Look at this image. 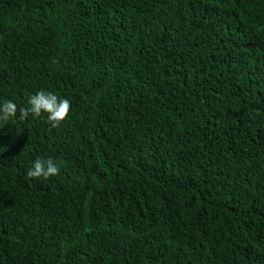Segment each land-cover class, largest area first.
Instances as JSON below:
<instances>
[{
	"label": "trees",
	"instance_id": "obj_1",
	"mask_svg": "<svg viewBox=\"0 0 264 264\" xmlns=\"http://www.w3.org/2000/svg\"><path fill=\"white\" fill-rule=\"evenodd\" d=\"M40 89L71 107L0 127V264H264V0H0V104Z\"/></svg>",
	"mask_w": 264,
	"mask_h": 264
},
{
	"label": "clouds",
	"instance_id": "obj_2",
	"mask_svg": "<svg viewBox=\"0 0 264 264\" xmlns=\"http://www.w3.org/2000/svg\"><path fill=\"white\" fill-rule=\"evenodd\" d=\"M70 107V102L67 99L60 98L51 91L40 89L28 97L26 107L18 109L17 105L11 100H6L0 104V127L17 118V112L19 111L18 119L20 121H24L29 114L33 117H39L42 113L47 114L46 122L52 128H56L68 118ZM59 171L58 163L51 157L47 159L37 158L32 166L27 169L26 178H43L46 180L49 177L56 176Z\"/></svg>",
	"mask_w": 264,
	"mask_h": 264
}]
</instances>
